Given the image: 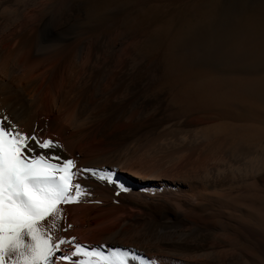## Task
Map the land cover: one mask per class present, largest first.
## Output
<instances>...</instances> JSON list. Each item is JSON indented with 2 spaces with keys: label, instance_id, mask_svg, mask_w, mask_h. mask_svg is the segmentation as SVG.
<instances>
[{
  "label": "bare ground",
  "instance_id": "6f19581e",
  "mask_svg": "<svg viewBox=\"0 0 264 264\" xmlns=\"http://www.w3.org/2000/svg\"><path fill=\"white\" fill-rule=\"evenodd\" d=\"M81 1L0 0V116L128 189L85 174L91 194L60 205L71 228L57 235L131 250L130 264H264V159L233 177L216 143L264 133V22L216 23L211 8L171 34L158 24L160 71L106 31L120 2Z\"/></svg>",
  "mask_w": 264,
  "mask_h": 264
},
{
  "label": "snow or ice",
  "instance_id": "6c2138e0",
  "mask_svg": "<svg viewBox=\"0 0 264 264\" xmlns=\"http://www.w3.org/2000/svg\"><path fill=\"white\" fill-rule=\"evenodd\" d=\"M59 147L52 140H41L34 131L22 132L9 117L0 116V264L135 261V255L130 257L131 250L105 251L103 245L89 247L76 243L74 237L57 235L71 228L62 226L60 205L86 202L91 194L79 182L85 174L118 191L128 190L111 170L77 168L73 159L55 154L53 150ZM65 245L72 247L70 253L65 251Z\"/></svg>",
  "mask_w": 264,
  "mask_h": 264
},
{
  "label": "rangeland",
  "instance_id": "374dc122",
  "mask_svg": "<svg viewBox=\"0 0 264 264\" xmlns=\"http://www.w3.org/2000/svg\"><path fill=\"white\" fill-rule=\"evenodd\" d=\"M83 1L84 5L87 6L86 8L82 5L83 10L89 7L91 8V6H89L91 5L89 0V4L87 1ZM83 1L81 2L83 3ZM115 1L118 3L120 2L123 7L120 3L119 6L123 9L120 10L121 12H119L118 15L115 14L114 17H111L110 21L112 20V22L108 27L110 29H106V31L113 34L112 37H118L121 40L123 48L133 43L137 51H147L152 60L158 65L157 70L160 71L162 70L161 59L166 53L164 44L166 35L163 34L159 36L154 32V28L158 24L166 23L170 26L171 28L169 27L170 30L168 34H171L174 33V31L177 32L180 30V26H182L183 23H190V21L194 22L201 18L202 15L211 8H216V23L221 24V21L224 22L233 19L264 22V0H127L131 1L132 4L131 2L126 3V0ZM107 2L105 1L104 3ZM141 9H144L142 10L143 12H141ZM172 98L173 93H168L166 100L169 102V99L171 100ZM205 114H210V117ZM205 114H199L200 117H191L189 120L191 119L193 122H197L202 115H205L207 119L213 117L210 112ZM183 120H188V116L184 117ZM228 121L231 122L230 119ZM199 127L197 128L199 129ZM197 128L185 127V135H199L200 133L197 131ZM257 135L259 136L251 137L249 141H245L244 144L242 143L238 146H234L227 141L225 142L222 137L218 138V141H216L218 145L223 147L225 150L224 152L227 154V159H225V161L227 160L228 162L226 161L225 164L231 165L233 162L234 165L232 164V167L241 169L236 170V172L234 171L235 169H233L231 172V175L233 173V177H236L235 175L239 177L243 172L246 173L247 170L245 169L251 165L250 163H253L251 161L264 159V133Z\"/></svg>",
  "mask_w": 264,
  "mask_h": 264
}]
</instances>
